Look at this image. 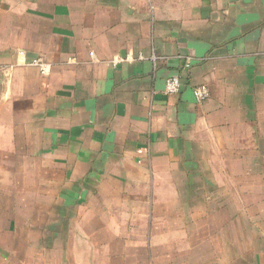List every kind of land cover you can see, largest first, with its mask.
I'll return each instance as SVG.
<instances>
[{
  "label": "crops",
  "instance_id": "0c3cea01",
  "mask_svg": "<svg viewBox=\"0 0 264 264\" xmlns=\"http://www.w3.org/2000/svg\"><path fill=\"white\" fill-rule=\"evenodd\" d=\"M8 149L44 158L40 264H264V218L222 195L264 192V0H0Z\"/></svg>",
  "mask_w": 264,
  "mask_h": 264
},
{
  "label": "rangeland",
  "instance_id": "374dc122",
  "mask_svg": "<svg viewBox=\"0 0 264 264\" xmlns=\"http://www.w3.org/2000/svg\"><path fill=\"white\" fill-rule=\"evenodd\" d=\"M13 145L15 147L18 145L22 151L17 154L23 153L24 156L28 148L32 146L28 143L6 144L8 148H13ZM11 150L8 149L3 154L5 156L0 153V205L3 207L0 208V210H3V213L2 211L0 213V264H18L15 260L16 258H13L15 256H10L16 254L15 243H17L16 247L19 246L20 249L23 248V250L27 251L28 247L23 244L22 239L24 235L19 234L23 230H29L30 235L33 234L36 237L34 240H29L35 241V246L31 245L33 247L30 248L32 251H36V254H32L35 256V260H33L34 257L32 255L28 256L31 257V261L40 264V260L43 258L41 251L43 239L40 238L43 236V227H39V225L41 224L42 226L43 218H45L43 215V210H45L43 208L44 193L40 187L45 181V176L43 175L44 158L32 157L31 159L28 158L29 156L20 157V159L19 157L11 158L7 155L12 154L13 151ZM33 195H35V200L37 199V203L40 206L36 211L42 212L39 216L35 215V222H32L33 218L30 215L34 212V207L31 205ZM222 195L227 196L229 199V206L227 207L228 218H234L237 212L238 218H264V200H262L264 192H259L257 185L254 190L245 187L243 191L229 190L224 194L222 193ZM260 202L261 205H256ZM13 204L19 205V209H15L19 214L15 215L14 220L11 221L10 211ZM87 210L89 208H81L82 214L87 213ZM212 210V212L215 211L214 209ZM187 211L186 218H202L203 216V207L200 204L196 207L194 213L188 209ZM55 215L58 218V212ZM55 215L53 214L52 218H56ZM33 235L31 238H33ZM14 237L17 239L15 240Z\"/></svg>",
  "mask_w": 264,
  "mask_h": 264
},
{
  "label": "built area",
  "instance_id": "2783aa9c",
  "mask_svg": "<svg viewBox=\"0 0 264 264\" xmlns=\"http://www.w3.org/2000/svg\"><path fill=\"white\" fill-rule=\"evenodd\" d=\"M21 55H25V52L21 51ZM27 63L36 67L39 72L46 75L50 71V64L46 62L42 57H32L27 59ZM184 77L182 74H176L170 76L165 82V93L175 94L180 92L183 87ZM195 96L198 100H204L209 96V90L206 86H200L195 89Z\"/></svg>",
  "mask_w": 264,
  "mask_h": 264
}]
</instances>
